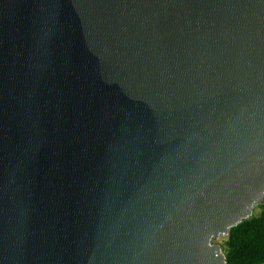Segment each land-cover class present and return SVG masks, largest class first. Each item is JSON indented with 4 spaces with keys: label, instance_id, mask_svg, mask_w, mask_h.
I'll return each instance as SVG.
<instances>
[{
    "label": "water",
    "instance_id": "obj_1",
    "mask_svg": "<svg viewBox=\"0 0 264 264\" xmlns=\"http://www.w3.org/2000/svg\"><path fill=\"white\" fill-rule=\"evenodd\" d=\"M263 201L264 0H0V264H227Z\"/></svg>",
    "mask_w": 264,
    "mask_h": 264
},
{
    "label": "trees",
    "instance_id": "obj_2",
    "mask_svg": "<svg viewBox=\"0 0 264 264\" xmlns=\"http://www.w3.org/2000/svg\"><path fill=\"white\" fill-rule=\"evenodd\" d=\"M252 214L230 228L221 249L227 264H262L264 262V201Z\"/></svg>",
    "mask_w": 264,
    "mask_h": 264
},
{
    "label": "rangeland",
    "instance_id": "obj_3",
    "mask_svg": "<svg viewBox=\"0 0 264 264\" xmlns=\"http://www.w3.org/2000/svg\"><path fill=\"white\" fill-rule=\"evenodd\" d=\"M253 214H254V215H258V214H259V209H258L257 206H255V207L253 208ZM225 238H226V235H221V236H219V237H217V238H214V239H213V242L218 243V244L221 245V244L225 241Z\"/></svg>",
    "mask_w": 264,
    "mask_h": 264
}]
</instances>
